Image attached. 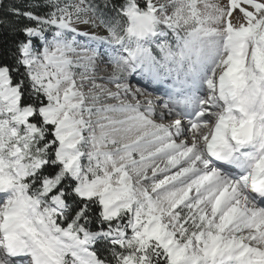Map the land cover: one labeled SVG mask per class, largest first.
<instances>
[{"label": "snow or ice", "instance_id": "1", "mask_svg": "<svg viewBox=\"0 0 264 264\" xmlns=\"http://www.w3.org/2000/svg\"><path fill=\"white\" fill-rule=\"evenodd\" d=\"M0 9V264H264V0Z\"/></svg>", "mask_w": 264, "mask_h": 264}, {"label": "trees", "instance_id": "2", "mask_svg": "<svg viewBox=\"0 0 264 264\" xmlns=\"http://www.w3.org/2000/svg\"><path fill=\"white\" fill-rule=\"evenodd\" d=\"M32 2H34V0H3V4L6 6L15 3L17 5H22L24 7H27ZM0 19L4 20V27H0V42H2L6 38L4 35L5 33H7V36L9 37L13 33L11 26L7 22V18L2 16V9H0Z\"/></svg>", "mask_w": 264, "mask_h": 264}]
</instances>
